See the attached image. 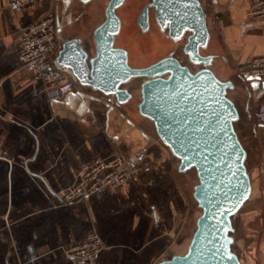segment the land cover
I'll return each mask as SVG.
<instances>
[{
    "label": "crops",
    "instance_id": "0c3cea01",
    "mask_svg": "<svg viewBox=\"0 0 264 264\" xmlns=\"http://www.w3.org/2000/svg\"><path fill=\"white\" fill-rule=\"evenodd\" d=\"M58 1L11 10L0 0V264H76L64 248L92 231L104 243L97 264H158L182 254L195 232L191 199L177 181L179 159L140 114L139 102L117 104L79 84L49 98L55 86L36 79L19 59L22 30L57 13ZM200 1L211 34L207 54L214 55L219 78L234 83L228 93L247 132L242 144L252 193L232 217V248L242 264H264V125L255 121L264 86L253 89L235 72L238 63L264 55V22L249 19L252 0ZM57 15L64 24L60 44L78 38L89 51L90 35ZM116 153L127 167L142 163L149 170L123 186L59 203L83 165Z\"/></svg>",
    "mask_w": 264,
    "mask_h": 264
},
{
    "label": "water",
    "instance_id": "95a60500",
    "mask_svg": "<svg viewBox=\"0 0 264 264\" xmlns=\"http://www.w3.org/2000/svg\"><path fill=\"white\" fill-rule=\"evenodd\" d=\"M124 2L109 1L106 19L94 32V54L78 38H70L62 42L56 65L69 70L79 85L114 96L117 104L133 97L124 84L144 78L140 114L153 121L158 136L179 159L178 171L196 170L199 183L193 197L201 214L188 250L158 264H242L231 249L230 232L232 217L251 196L252 183L247 151L235 126L240 112L228 96L235 85L215 74L213 54L200 52L211 37L207 14L200 0H153L139 16L138 25L147 30V9L155 7L157 23L169 38L180 40L189 33L184 52L192 64L202 68L191 71L174 56L146 67H132L127 50L115 45L121 28L116 10ZM248 80L253 89L264 86L259 78L250 76Z\"/></svg>",
    "mask_w": 264,
    "mask_h": 264
},
{
    "label": "built area",
    "instance_id": "2783aa9c",
    "mask_svg": "<svg viewBox=\"0 0 264 264\" xmlns=\"http://www.w3.org/2000/svg\"><path fill=\"white\" fill-rule=\"evenodd\" d=\"M11 10L30 8L39 0H6ZM248 17L252 22H264V0H252ZM58 15L51 12L47 16L32 23L22 30L19 36V59L24 68L45 85H54L48 91L49 98L63 97L78 85L69 70L54 64L55 56L60 50ZM236 73L245 82L248 77L264 80V55H258L246 63L236 65ZM255 121L264 125V100L256 112ZM149 170L142 163L127 167L123 157L116 153L106 159H97L91 165H83L77 182L66 188L60 195L59 201L73 204L86 199L103 187H118L127 184L130 179L142 171ZM103 249L100 235L90 232L86 238L65 247V254L76 264H97L98 255Z\"/></svg>",
    "mask_w": 264,
    "mask_h": 264
},
{
    "label": "rangeland",
    "instance_id": "374dc122",
    "mask_svg": "<svg viewBox=\"0 0 264 264\" xmlns=\"http://www.w3.org/2000/svg\"><path fill=\"white\" fill-rule=\"evenodd\" d=\"M147 1H149V0H130L129 6L126 7L125 10L123 8L120 10V13H122L124 17H126L128 15L127 17L130 18V22H129V28L126 29L124 35L120 36V40H118V42L116 43V46L120 47L123 45V46L128 47L131 50V57H132L131 62L134 66H141V67L149 66V65L153 64L154 62H156L162 58L167 57L169 54H171L172 52H175V51H176L177 57H179L183 63L189 64L187 57L184 54H182V50L180 49L184 42L183 41L173 42L170 38H168V36L165 33H162L159 30L156 21L153 24V27L149 33L141 34L139 32L138 27L135 25V21H134L135 16H136V13L139 10V8L144 3H146ZM58 2L60 3V5L57 7V13L60 14V10H61V7L63 5V1L60 2V0H59ZM107 2H108V0H93L89 4L85 5V7L83 9V7L80 6L81 4L79 3V1L75 0L73 10L80 9V11L83 12V16L80 19L81 21L79 23L80 24L79 27L81 26L80 28H83L89 35L91 34L92 30L95 27H97L104 20L105 17L103 14V10H104V7L106 6ZM76 6H78V7H76ZM157 41H158V44H157ZM146 42H147V44H145ZM157 45H160V46H157ZM89 48H90L89 49L90 53L94 54L95 53V46L89 44ZM207 53H208V49L206 48L205 50H203V54H207ZM54 64L56 65V62H54ZM199 68L200 67H198V66L192 67V69L194 71L199 70ZM211 68L214 70V72L217 76L221 75L220 74V68L217 67L216 63H213L211 65ZM235 72H237V71H235ZM236 75L238 76L237 73H236ZM238 78H239V76H238ZM144 80H145L144 78H136L133 80V83L130 84L131 92L133 93V98H134L132 103L134 105L137 104V102L140 103V101H141V83ZM231 95H232V93L230 91L228 93V96L230 97ZM235 126H236V130L238 132V135H239L241 142L242 141L245 142V140H246L245 134L247 132H245V129L243 128V126L241 125L240 122H237ZM177 181H178V184L181 185L183 190L186 192V194L191 199V203H192L191 231L193 233L194 230H196L195 220H197V218L201 214V209L199 208L196 200L193 197L194 187L199 183V179L197 177L196 170L191 169V170H188L187 172H184V173L179 172ZM250 198H251V196H250ZM250 198L247 200L246 203L250 202ZM59 203L65 204V203H61L60 201H59ZM83 240H80L77 242H81ZM77 242H74V243H77ZM74 243H72V244H74ZM102 243H103V241H102ZM69 245H71V244H69ZM68 246H66V247H68ZM103 248H104V243H103ZM231 249L233 252H235L234 248H232V244H231ZM64 251H65V248H64ZM186 252L187 251L185 248L182 251V254H177V255H183ZM240 252L242 253V251H240Z\"/></svg>",
    "mask_w": 264,
    "mask_h": 264
},
{
    "label": "flooded vegetation",
    "instance_id": "af4514ba",
    "mask_svg": "<svg viewBox=\"0 0 264 264\" xmlns=\"http://www.w3.org/2000/svg\"><path fill=\"white\" fill-rule=\"evenodd\" d=\"M78 1H79V3L81 4L80 6L83 7V9H84L85 5L89 4V3L92 2L93 0H90V1L87 2V3H83V2H81L80 0H78ZM109 1H110V0H108L107 4H106V6L104 7V10H103V14H104V17H105V18H104V20H103L98 26H100V25L105 21V19H106V14H105V12H106V8H107V5H108ZM129 1H130V0H125V2L123 3V5L120 6V7L116 10V13H117V15L119 16L120 21H121V28H120V32H119V34H117L116 37H115V45H116V43L118 42V40H120V36H121V35H124L126 29L129 28L130 18L127 17L128 15H127L126 17H124L123 14L120 13V10H121L122 8L125 10V8L129 6ZM152 1H153V0H149V1H147L146 3H144V4L139 8V10H138L137 13H136V16H135V20H134V21H135V25L138 27L139 32H140L141 34L149 33V32L151 31V29H152L153 24L155 23V21H156V23H157L156 16H155V7H153V6H149V8L147 9V13H148V27H147V30H146V31H143L142 28H141V27L138 25V23H137L138 18H139V16L141 15V13L143 12V10H144L149 4H151ZM74 3H75V0H64L63 6L61 7V10H60V12L62 13V16H64V18H65L64 23H66V25L68 24V25L71 26V27H73V26H79V25H80L79 23H80V21H81L80 19H81V17L83 16V12H81L80 9L73 10V9H74V8H73V7H74ZM76 7H78V6H76ZM82 11H83V10H82ZM59 25L61 26V25H64V24H62V22H60L59 17H58V28H59ZM157 25H158V23H157ZM98 26H97V27H98ZM97 27H95V28L92 30V32H91V34H90V37H89V40H88V41H89L88 43L91 44V45H93V46H95L94 32H95V30H96ZM158 28H159V30L161 31L159 25H158ZM161 32H162V31H161ZM162 33H165V34L167 35V31L162 32ZM188 35H189V33L187 32V33H185L184 37H183L182 39H180V40H172L171 38H170V39H171L173 42H178V41H183V42H184V43L182 44V47H181L180 49L182 50V54H184V55L187 57V60H188L189 64H188V63H183L182 60H181L179 57H177V55H176V51H175V52H172V53L169 54L167 57H169V56H174L175 58L179 59V61H180L183 65H186L187 67H189V69H190L191 71H194V70L192 69V67H196V66H198V67L202 68V66H201V65H198V64H192V63L190 62V55L184 52V46H185V44H186V42H187V37H188ZM167 36H168V35H167ZM168 38H169V37H168ZM147 42H148V41H147ZM147 42H146L145 44H147ZM157 44H158V41H157ZM157 46H160V45H157ZM120 47H121V48H124V49L127 50V52H128V59H129V64H130V66H132V67H141V66H134V65L132 64V62H131V61H132L131 50H130L128 47L123 46V45L120 46ZM203 50H205V49H203V48L200 49L201 54H203ZM203 55H206V54H203ZM154 63H155V62H154ZM145 67H146V66H145ZM200 68H199V69H200ZM196 71H197V70H196ZM194 72H195V71H194ZM134 79H136V78H133V79L130 80L127 84H124L123 87H125V88H127V89H129V90L131 91L130 84L133 83V80H134Z\"/></svg>",
    "mask_w": 264,
    "mask_h": 264
},
{
    "label": "bare ground",
    "instance_id": "6f19581e",
    "mask_svg": "<svg viewBox=\"0 0 264 264\" xmlns=\"http://www.w3.org/2000/svg\"><path fill=\"white\" fill-rule=\"evenodd\" d=\"M123 186V185H122Z\"/></svg>",
    "mask_w": 264,
    "mask_h": 264
},
{
    "label": "trees",
    "instance_id": "16d2710c",
    "mask_svg": "<svg viewBox=\"0 0 264 264\" xmlns=\"http://www.w3.org/2000/svg\"><path fill=\"white\" fill-rule=\"evenodd\" d=\"M231 235V234H230Z\"/></svg>",
    "mask_w": 264,
    "mask_h": 264
}]
</instances>
